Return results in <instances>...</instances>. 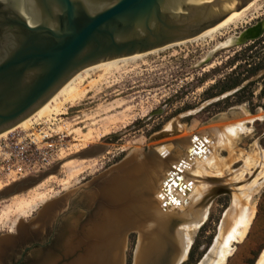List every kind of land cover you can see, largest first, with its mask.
Segmentation results:
<instances>
[{"label":"rangeland","instance_id":"1","mask_svg":"<svg viewBox=\"0 0 264 264\" xmlns=\"http://www.w3.org/2000/svg\"><path fill=\"white\" fill-rule=\"evenodd\" d=\"M254 2L239 12L242 14L238 24L223 30L222 35L215 34L213 38L186 42L120 63L94 85L92 89L95 97L90 106L86 100L70 109L67 115L43 125H35L32 131L26 133L16 131L19 134L15 132L0 141V183L11 187L25 179L46 173L59 164H66L68 159L74 160L75 157L61 159L69 148L68 144H77V141H73L74 136H68L65 126L73 124L74 129L83 128L86 133L88 129H84L82 119L89 130L93 129L100 135L114 133L107 140L94 141V144L87 148L98 149L95 154L89 153L93 155H87L89 157L87 159L94 158L99 167L103 162L106 165L105 172L121 163L134 149L142 151L151 149L152 152L154 149L159 153L163 146L158 147V144H164L165 147L172 149L175 144L171 142L178 138L186 139L184 140L186 142L187 139L191 137L197 139L198 135L212 128H219L222 124L242 121L245 131L241 139L237 144H230L224 148L221 157L225 163L223 175L225 180L222 179L226 183L223 189L227 193H219L211 200L208 219L194 232L189 257L185 263H189L191 253L193 255L191 264H201L206 256H213L215 240L221 235L222 223L231 208L233 190L238 187L231 186L229 178L242 171L245 173L242 184L248 187L262 171L259 186L252 188L255 216L250 230L245 239L233 244L232 254L225 262L256 264L264 250V167L259 166L260 152L264 153V69L256 71L260 66H264V31L256 40L217 49L229 36L239 35L260 22L264 23V0L257 1L250 7ZM212 52L213 55L207 59ZM101 75V72L94 73L86 85ZM231 75L233 78L248 80L241 87L219 95L220 89L212 87ZM245 86L246 91L235 96V93ZM240 98H243L244 102L239 104L237 101ZM100 118L102 120H99ZM88 119L94 120L96 126H92ZM100 121H103V126ZM37 128L47 136L38 145L39 151H36L30 141L32 138L30 134ZM200 138L203 141V136ZM20 152H23V155L19 154ZM156 153L154 151L153 156H156ZM45 154L52 161L50 166H44L42 162ZM237 157H240L239 161L234 163ZM250 157L256 159H251L252 168L247 172L246 162ZM52 176L62 179L64 175L62 176L60 170ZM54 191L59 194L51 199L49 204L66 194V191L59 187H54ZM26 193L18 197L22 199ZM10 200L0 203V211L8 208ZM43 209L44 205L39 206L33 215L20 219L18 224H30ZM78 210L79 208L76 209ZM64 218L51 245H47L50 247L44 251H34L28 258L30 264H36L44 255L46 261L51 264H69L70 260L66 259L62 251L66 237ZM16 219L15 215L4 220L0 217V240L16 234L10 233ZM176 227L177 225L174 229ZM15 229L16 227L13 232ZM59 234L61 237L58 243L56 236ZM48 238L49 234L40 243L46 244ZM137 242L136 230L129 231L126 249L123 250V264H134Z\"/></svg>","mask_w":264,"mask_h":264},{"label":"bare ground","instance_id":"2","mask_svg":"<svg viewBox=\"0 0 264 264\" xmlns=\"http://www.w3.org/2000/svg\"><path fill=\"white\" fill-rule=\"evenodd\" d=\"M257 1L260 0L255 2ZM255 2L250 7H253ZM241 14L231 15L217 26L187 42L213 38L215 34L222 35L223 30L238 24ZM260 24L264 27V23ZM251 28L239 35L229 36L217 49L242 44L252 34ZM183 43L186 42L164 49ZM158 51L100 63L80 71L34 115L16 128L0 135V141L7 139L16 131L26 133L32 131L35 125H43L67 115L70 109L86 100L90 106L95 97L92 88L98 80L104 78L120 63ZM211 55L213 52L207 59ZM96 72L102 73L100 78L86 85L90 76ZM81 124H84V129H88L86 133L83 128L74 129L73 124L65 126L68 136H74L73 141H77V144H68L67 152L60 156L63 160L75 157L74 160L68 159L66 164L63 163L61 168L63 178L50 176L28 191L24 198L18 196L11 198L8 208L0 211V217L4 220L15 215L17 219L11 227V230H14L20 219L30 217L39 206L44 205L36 221L37 231L43 230L52 213L60 205L59 202L49 204V201L59 194L54 191V187H59L66 191L63 200L66 209L64 218L66 237L62 251L66 259L70 260H67L69 264H123V250L126 249L127 234L131 230H136L138 234L134 264H172L177 259L179 263L186 260L194 232L208 219L211 200L219 193H227L223 189L226 183L223 178L225 163L221 157L224 148L230 144H237L241 139L245 131L244 122L222 124L214 129L211 127L210 131L206 130L208 132L198 135L197 139L191 137L186 142H184L186 139L178 138L171 142L175 144L172 149L165 147L164 144H158V147L163 148L159 149V153L153 149L156 156H153L151 149L144 151L134 149L121 163L107 172L104 171L106 165L103 162H100L99 167L94 158L87 159L89 158L87 155H93L89 153L95 154L98 149L87 148L94 141L103 142L114 133L100 135L93 129L89 130L85 120L82 119ZM95 124L97 123L92 120L91 125L96 126ZM191 148L193 151L189 152ZM126 149L127 147L124 151ZM84 150L89 151L81 153ZM239 158L237 157L234 163L238 162ZM252 158L246 162L247 172L251 171ZM260 158L259 166L262 165L263 168L264 153L260 152ZM261 172L248 187L242 184L245 174L242 171L229 178L231 186L238 187L233 190L231 208L222 223L221 235L215 240L213 256H206V262L201 264H225L232 254L233 244L245 239L255 216L252 188L259 186ZM172 174L180 178L177 182L180 181V185L185 186V189L170 184L169 187H165ZM6 187L8 185L0 183V192ZM75 208L79 210L76 211ZM175 225L177 227L174 229ZM25 229L24 224L19 223L14 233L18 231L25 235ZM3 243L6 245L9 240H4ZM1 251V255L4 254V249ZM46 262L48 261L39 264H51ZM256 264H264V250Z\"/></svg>","mask_w":264,"mask_h":264},{"label":"water","instance_id":"3","mask_svg":"<svg viewBox=\"0 0 264 264\" xmlns=\"http://www.w3.org/2000/svg\"><path fill=\"white\" fill-rule=\"evenodd\" d=\"M253 1L0 0V135L34 115L80 71L195 39ZM251 29L242 44L260 38L264 31L260 23ZM62 166L1 191L0 202L30 191ZM178 179L170 175L165 187L185 189ZM64 198L52 202L60 205L51 209L43 230L36 229L38 216L24 224L25 235L17 231L0 240L1 264L23 246L21 261L36 247L51 245L65 217ZM48 234L47 243H40ZM59 238L60 234L58 243ZM45 256L36 264L45 262ZM188 257L189 253L186 260L172 264H184Z\"/></svg>","mask_w":264,"mask_h":264},{"label":"trees","instance_id":"4","mask_svg":"<svg viewBox=\"0 0 264 264\" xmlns=\"http://www.w3.org/2000/svg\"><path fill=\"white\" fill-rule=\"evenodd\" d=\"M260 69H264V66H260L258 69H256V71L260 70ZM248 80V79H246ZM246 80H240V79H237V78H233V76H229V77H226L223 81H219L217 82L214 87H212L213 89L214 88H218L220 89L219 90V95H222L224 93H227V92H230V91H233L239 87H241L243 85V83L246 81ZM246 88L247 86L243 87L242 89L238 90L237 93H235V96H238L240 95L242 92L244 93L246 91ZM243 98H240L237 103H243ZM192 253L190 254V259H189V263H184V264H191L190 262L192 261Z\"/></svg>","mask_w":264,"mask_h":264},{"label":"flooded vegetation","instance_id":"5","mask_svg":"<svg viewBox=\"0 0 264 264\" xmlns=\"http://www.w3.org/2000/svg\"><path fill=\"white\" fill-rule=\"evenodd\" d=\"M248 29H249V28H248ZM18 225H19V224H17L16 228L18 227ZM10 233L13 234V233H14L13 230H10ZM56 241H57V239H56ZM44 242H45V240H44ZM24 247H25V246H23V247L19 248L18 250H16L15 253L12 254L10 260L5 261L3 264H19V263H20V264H30V263L28 262V258H30L31 254H32L34 251H38V250H42V251H44V250H46V249H47L48 247H50V246L36 247V248L33 249L32 251H29V252L24 256L23 260L21 261V254H22V252H23V250H24ZM1 253H2V251L0 252V257H1ZM1 259H2V257L0 258V260H1Z\"/></svg>","mask_w":264,"mask_h":264},{"label":"built area","instance_id":"6","mask_svg":"<svg viewBox=\"0 0 264 264\" xmlns=\"http://www.w3.org/2000/svg\"><path fill=\"white\" fill-rule=\"evenodd\" d=\"M42 133H43V131L39 130L37 128L30 134L32 136V138L30 140L31 144L35 146L36 151L40 150V147L38 145L40 143H42V141H44L45 138H47V136L45 134H42ZM49 146L52 147V145H49ZM19 154L23 155V152H20ZM31 155L33 156L34 154H31ZM42 162H43L44 166H50L52 164V161L48 157H46V154L43 157Z\"/></svg>","mask_w":264,"mask_h":264}]
</instances>
